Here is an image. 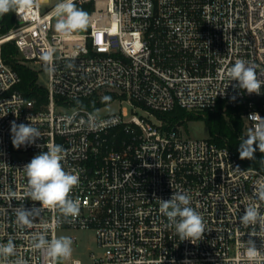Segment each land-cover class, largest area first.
Here are the masks:
<instances>
[{"label":"built area","instance_id":"1","mask_svg":"<svg viewBox=\"0 0 264 264\" xmlns=\"http://www.w3.org/2000/svg\"><path fill=\"white\" fill-rule=\"evenodd\" d=\"M59 2L40 0L34 14L15 13L5 32L0 16V243L12 239L17 253L0 264H45L32 236L43 231L51 238L63 227L95 230L104 251L89 264H247L242 242L249 239L264 251V230L239 222L251 203L264 212L255 194L264 170L211 138L184 136L180 123L166 129L162 119L127 118L126 107L97 112L110 93L151 113L179 106L200 115L219 100L242 102L248 135L256 124L250 114L264 117V87L259 95L242 91L227 69L243 59L264 79V0H74L94 7L86 32L69 36L54 31ZM6 42L30 68L46 69L42 52L55 49L48 83H38L46 92L39 108L17 88L21 77L3 56ZM13 121L32 123L41 137L13 147ZM49 144L63 147L64 170L79 175L70 197L80 212L73 219L44 208L33 228L21 229L12 209L40 207L28 196L23 168ZM173 191L188 193L202 215L200 239L181 241L160 213L156 199ZM77 262L83 264H69Z\"/></svg>","mask_w":264,"mask_h":264},{"label":"clouds","instance_id":"2","mask_svg":"<svg viewBox=\"0 0 264 264\" xmlns=\"http://www.w3.org/2000/svg\"><path fill=\"white\" fill-rule=\"evenodd\" d=\"M40 0H0V16L14 11L19 17L34 14L39 7ZM56 18L55 29L61 36H69L74 32L86 29L90 24L88 13L78 9L74 0H60L53 9ZM55 49L48 48L42 52L41 60L45 63L47 71L51 72ZM227 76L230 81H236L240 90L247 93L261 94L264 79H260L255 68L243 59H237L228 69ZM232 99H235L233 97ZM256 121L255 127L249 130L248 135L238 145L240 159H255L257 150L264 154V117L252 113L248 117ZM11 142L13 147L35 144L41 137V132L32 123L17 124L11 122ZM39 147V145H37ZM64 149L58 144L47 145L46 151L35 155L23 168L28 181V196L39 202V208L25 209L16 207L12 209L15 223L21 229H31L42 209H56L67 218L75 219L80 212L78 200L70 197L73 188L79 184V175L66 172L62 165ZM256 199L264 202V183L255 189ZM159 200V211L167 218L170 227L183 240L200 239L205 233V223L202 215L191 206V197L182 191H173L170 199ZM241 225H259L264 230V212L260 211L258 204L251 203L244 208L243 215L239 217ZM250 236H252L250 234ZM254 237V236H252ZM33 247L42 253L45 264H57V261L68 260L72 255V239L67 236H53L48 238L45 232H37L32 236ZM245 248L244 257L247 264H264V251L257 249L254 241L249 239L242 242ZM16 245L12 239L7 243H0V261H9L16 256ZM10 264H26L22 258L10 261ZM78 264V262H77Z\"/></svg>","mask_w":264,"mask_h":264},{"label":"trees","instance_id":"3","mask_svg":"<svg viewBox=\"0 0 264 264\" xmlns=\"http://www.w3.org/2000/svg\"><path fill=\"white\" fill-rule=\"evenodd\" d=\"M76 7L86 13H90L94 7L92 2L78 4ZM14 11L3 16L1 31L5 32L14 24ZM3 56L5 60L13 66V68L19 73L21 82L17 85V88L21 90L26 96L30 98H36V107L46 101V92L37 82V72L30 68L28 65L21 62L17 47L12 42H6L3 45ZM113 100V94H108L105 101L99 103L103 105ZM84 103L91 104L90 99L83 100ZM96 106V104L94 105ZM243 103L240 102L237 106L225 105L223 100H219L217 107L214 110H206L204 114L194 115L188 113L182 107H175L174 109L166 112H155V114L165 122L164 127L170 129L177 123L183 121L187 115L190 118H203L209 127L211 133V139L220 145H227L234 149L237 154L238 145L247 136L245 132V123L242 116ZM242 160V159H241ZM242 162L247 166H254L264 170V154H261L258 150L255 153V159H243Z\"/></svg>","mask_w":264,"mask_h":264},{"label":"rangeland","instance_id":"4","mask_svg":"<svg viewBox=\"0 0 264 264\" xmlns=\"http://www.w3.org/2000/svg\"><path fill=\"white\" fill-rule=\"evenodd\" d=\"M56 23V18H55ZM87 29V28H86ZM86 29L77 31L78 33L86 32ZM54 31L56 32L55 26ZM20 59H23V56L19 53ZM29 65L36 70L38 78L37 82L40 85H46L48 83V72L45 68H41L40 65L33 64L29 62ZM126 107L128 110V117L130 118L133 115H138L140 117L149 118L155 122L159 121V117L155 113H151L149 110L122 99H114L110 102H107L101 105L97 112L100 115H108L117 112H121L122 108ZM184 117L183 121L178 125V130L187 137H198V138H210L211 133L208 125L206 124L203 118H190L188 115ZM246 132V130H245ZM247 133V132H246ZM56 236H67L72 239L73 236H76V240H72V255L68 260H59L58 264H69L74 259L80 260L83 264H89L92 262L93 256H100L104 248L99 245L95 230L93 229H76L63 227L59 228L56 232Z\"/></svg>","mask_w":264,"mask_h":264}]
</instances>
